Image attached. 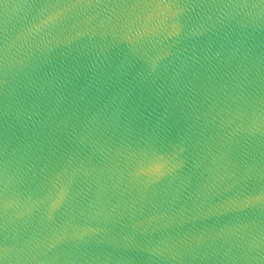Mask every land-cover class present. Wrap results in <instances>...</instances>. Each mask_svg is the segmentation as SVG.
<instances>
[{
	"label": "water",
	"instance_id": "obj_1",
	"mask_svg": "<svg viewBox=\"0 0 264 264\" xmlns=\"http://www.w3.org/2000/svg\"><path fill=\"white\" fill-rule=\"evenodd\" d=\"M0 264H264V0H0Z\"/></svg>",
	"mask_w": 264,
	"mask_h": 264
}]
</instances>
